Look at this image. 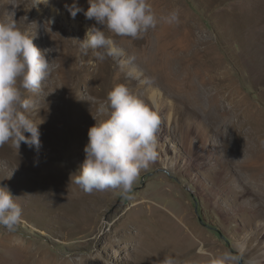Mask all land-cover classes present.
<instances>
[{
    "label": "rangeland",
    "instance_id": "374dc122",
    "mask_svg": "<svg viewBox=\"0 0 264 264\" xmlns=\"http://www.w3.org/2000/svg\"><path fill=\"white\" fill-rule=\"evenodd\" d=\"M73 2L0 0V17L14 12L22 28L37 29L34 44L53 49L56 60L38 97L37 104L54 107L37 120L41 147L0 146V186L23 207L15 231L0 227V264H157L164 255L192 264L204 259L201 243L214 254H239L243 244L239 264H264V0H150L158 16L179 9L178 27L161 23L138 42L114 36L156 77L160 159L141 172L131 194L105 191L99 206L72 200L54 182L75 184L88 131L106 118L97 107L116 85L148 93L111 58L103 69L91 50L81 54L74 39L103 26L83 13L73 19L65 8ZM169 28L181 35L168 40ZM172 42L185 56L171 71L154 69ZM142 46L144 53L134 49ZM58 123L60 130L52 127ZM84 207L98 216L82 218Z\"/></svg>",
    "mask_w": 264,
    "mask_h": 264
},
{
    "label": "clouds",
    "instance_id": "9594fccd",
    "mask_svg": "<svg viewBox=\"0 0 264 264\" xmlns=\"http://www.w3.org/2000/svg\"><path fill=\"white\" fill-rule=\"evenodd\" d=\"M88 5L86 11L78 0L65 5L73 19L83 13L86 19L103 26L101 29L94 24L87 28L82 40L74 39L81 54L87 56L91 50L97 62L109 58L116 61L121 69H127L129 79L145 86L148 95H138L121 83L99 103L97 112L106 118L95 119V125L89 129L85 160L73 175L74 182L86 193L111 190L128 196L141 172L160 159L157 134L161 115L156 77L146 76L134 63L136 57L129 55L114 36L140 38L161 23H179L180 13L174 9L158 16L150 0H88ZM36 38L37 29L32 32L30 27L22 28L14 12L0 17V146L10 143L20 148L23 143L36 150L41 147V123L34 118V112L38 97L55 70L56 60L50 59L53 49L41 50L34 44ZM25 91L36 94L37 100L26 97ZM20 199L6 186H0V227L9 232L15 231L22 222ZM238 251L239 254L228 250L214 254L201 243L197 255L204 259L192 264H239L243 244ZM157 264L183 262L174 255H164Z\"/></svg>",
    "mask_w": 264,
    "mask_h": 264
},
{
    "label": "bare ground",
    "instance_id": "6f19581e",
    "mask_svg": "<svg viewBox=\"0 0 264 264\" xmlns=\"http://www.w3.org/2000/svg\"><path fill=\"white\" fill-rule=\"evenodd\" d=\"M79 4L82 6V7H84L85 8V10H87V8L89 7V5H88V0H79ZM3 6V5H2ZM169 9V8H168ZM159 13V12H158ZM161 13V12H160ZM160 15V14H159ZM183 23V22H182ZM178 24L179 23H177V27H178ZM181 26V25H180ZM151 30H149L147 33H145V34H143V36L145 35L146 36V34H148L149 32H150ZM175 35H181L180 34V31H179V29H171V28H169V30H168V33H167V35H166V37H167V39L168 40H170V41H172V38L173 37H176ZM165 37V38H166ZM167 39H164L165 40V42H166V40ZM135 40V42H138V40H139V38H137V39H134ZM175 40H176V38H175ZM136 51H138V52H142V53H144V52H146V47H137V48H134ZM163 55V58L162 59H159V63H154L153 65H154V69H156V70H158V71H163L164 69H170V71L172 70V66L173 65H175V63H176V60H177V58L178 57H180V56H182V55H184L185 56V50H184V47L182 46V45H179V44H177V42H172L171 44L170 43H168V44H166V51L162 54ZM51 57H52V55L50 56V59H51ZM184 58V57H183ZM157 60H158V58H157ZM152 63L154 62V61H151ZM105 65H106V63H103L102 62V67H103V69H105ZM121 69V68H120ZM123 71H125V70H127L126 68L125 69H122ZM122 71V72H123ZM122 72H117L116 73V76L118 77L119 76V74L118 73H120V74H122ZM161 76V75H160ZM118 79V78H117ZM55 90H56V87H55ZM30 93V92H29ZM28 95V97L30 96L29 94H27ZM55 95H58V93L56 92L55 93ZM32 96V95H31ZM53 97V96H52ZM51 98V97H50ZM52 99V98H51ZM96 103V102H95ZM53 105V102L52 103H49V104H47V105H42V104H37V107H36V110H35V112H34V118L36 119V121L39 119V115L40 114H42L43 112H44V110L45 111H49L50 112V110H49V108H51V107H53L52 106ZM55 106V105H54ZM54 108V107H53ZM58 114H61V113H58ZM57 114V115H58ZM59 116V115H58ZM57 116V117H58ZM87 117L88 118H91L92 117V114H89V115H87ZM60 118V117H59ZM54 120V119H53ZM54 122H56V121H54ZM59 124V123H58ZM62 124L60 123L59 125H54V126H52V127H54V128H56V129H61L62 128ZM57 136V135H56ZM54 141V140H53ZM55 142V141H54ZM68 178V177H67ZM62 179V180H60V179H57L56 180V182H54V184H56V186H55V190H56V187H57V189L59 190V191H61V192H67V194H71L70 195V198L72 199V200H76V201H80V202H82V203H84V202H86L85 204H86V206L87 205H97V206H99L101 203L102 204H105L104 202L106 201V199H107V196L108 195H106L105 193L106 192H93V193H86V192H84L78 185H76V184H71V183H69V179ZM66 185V186H65ZM109 197V196H108ZM88 201V202H87ZM101 204V205H102ZM77 209V208H76ZM98 210H95V208H91V207H84V209L83 208H80L79 210H78V214L82 217V218H84V216H86V215H92V216H95V217H97L98 216V212H97ZM82 218H78L77 220H76V222L79 224V225H81V227H82V229H84L85 230V228L83 227V220H82ZM141 232V231H140ZM140 233H137V235H139ZM130 235V234H129ZM140 236V235H139Z\"/></svg>",
    "mask_w": 264,
    "mask_h": 264
}]
</instances>
